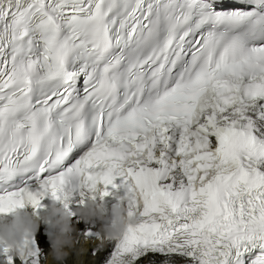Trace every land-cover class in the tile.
<instances>
[{"label": "snow or ice", "instance_id": "obj_1", "mask_svg": "<svg viewBox=\"0 0 264 264\" xmlns=\"http://www.w3.org/2000/svg\"><path fill=\"white\" fill-rule=\"evenodd\" d=\"M219 3L0 0V213L123 188L109 264H264V0Z\"/></svg>", "mask_w": 264, "mask_h": 264}, {"label": "clouds", "instance_id": "obj_2", "mask_svg": "<svg viewBox=\"0 0 264 264\" xmlns=\"http://www.w3.org/2000/svg\"><path fill=\"white\" fill-rule=\"evenodd\" d=\"M131 199L128 193L120 196L119 202L111 208V215L108 214L109 209L103 198H93L91 193L80 203L81 207L76 209L75 213L69 206L65 204L58 206L56 203L52 205L51 211L42 217L19 208L20 211H17L11 221L0 218V254L3 253L5 247L17 255L33 250L36 247L35 235L41 220H48L55 230L52 234L53 251L51 255L56 260H63L69 254L66 246L72 247L75 243V237L72 235L75 231L72 223L73 214H78L88 221H102L98 239L106 244L109 239L120 237L128 230L132 220L128 215L130 210L128 202Z\"/></svg>", "mask_w": 264, "mask_h": 264}, {"label": "bare ground", "instance_id": "obj_3", "mask_svg": "<svg viewBox=\"0 0 264 264\" xmlns=\"http://www.w3.org/2000/svg\"><path fill=\"white\" fill-rule=\"evenodd\" d=\"M73 212L81 207V204H74L69 206ZM72 223L75 231L72 233L75 239L74 246L67 247L68 255L63 260H56L52 255L53 251V237L52 234L46 236L43 230L39 227L36 233L35 243L40 249V252L45 256L43 264H103L113 251L115 242L109 239L106 244H103L98 236L96 239H90L88 235L95 233L97 229H101L102 221L99 220H84L78 214L72 217ZM86 234V235H85ZM80 236L81 239L80 240ZM81 243V244H80ZM78 244V245H76ZM90 259V260H88Z\"/></svg>", "mask_w": 264, "mask_h": 264}, {"label": "rangeland", "instance_id": "obj_4", "mask_svg": "<svg viewBox=\"0 0 264 264\" xmlns=\"http://www.w3.org/2000/svg\"><path fill=\"white\" fill-rule=\"evenodd\" d=\"M81 237V236H80ZM83 239V238H82ZM77 241V240H76ZM81 244V243H80ZM76 245H78V244H76ZM88 260H90V259H88Z\"/></svg>", "mask_w": 264, "mask_h": 264}]
</instances>
